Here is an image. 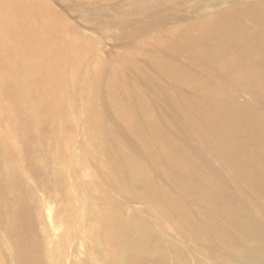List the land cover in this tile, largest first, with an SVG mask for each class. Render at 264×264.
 Returning <instances> with one entry per match:
<instances>
[{
	"label": "rangeland",
	"instance_id": "rangeland-1",
	"mask_svg": "<svg viewBox=\"0 0 264 264\" xmlns=\"http://www.w3.org/2000/svg\"><path fill=\"white\" fill-rule=\"evenodd\" d=\"M263 9L0 0V264H264Z\"/></svg>",
	"mask_w": 264,
	"mask_h": 264
},
{
	"label": "bare ground",
	"instance_id": "bare-ground-1",
	"mask_svg": "<svg viewBox=\"0 0 264 264\" xmlns=\"http://www.w3.org/2000/svg\"><path fill=\"white\" fill-rule=\"evenodd\" d=\"M85 1V0H84ZM186 1V0H185ZM109 2V1H108ZM261 6H259V8H260ZM264 10V9H263ZM261 16V15H260ZM32 17H34V16H32ZM262 17V16H261ZM260 18V17H259ZM202 26V25H201ZM234 27V26H233ZM262 32H263V30H262ZM262 91V90H261ZM260 93H262V92H260ZM264 94V93H263ZM262 95V94H261ZM16 137V136H15ZM26 138V137H25ZM18 139V138H17ZM23 145V144H22ZM25 145V144H24ZM15 147L17 146V145H14ZM21 146V145H20ZM9 148V147H8ZM17 148V147H16ZM14 149V148H13ZM17 151V150H16ZM21 153V152H20ZM23 153H24V155H21L20 154V158H26V157H28V154H26L27 153V150H23ZM23 156H25V157H23ZM258 157V156H257ZM66 159V158H65ZM20 162V161H19ZM67 162V161H66ZM22 163V162H21ZM11 167V166H10ZM14 167V166H13ZM71 168H72V166H70ZM74 167V166H73ZM12 168V167H11ZM20 169V168H19ZM23 169V171H27V169H25L24 167H22L21 168V170ZM19 172V171H18ZM69 172V171H68ZM68 174V173H67ZM21 175V174H20ZM72 177H74V176H72ZM32 179V178H31ZM71 179V178H70ZM74 179H76V178H74ZM20 180V179H19ZM69 180V179H68ZM16 181V180H15ZM32 181H34V180H32ZM76 181V180H75ZM18 183V182H17ZM33 184V183H32ZM25 185V184H24ZM77 185V184H76ZM22 186V185H21ZM25 187V186H24ZM35 187V186H34ZM78 187V186H77ZM29 188H31V187H29ZM29 188H27L28 190H29ZM33 189V188H32ZM25 190V189H24ZM26 191V190H25ZM31 191V190H30ZM34 192V191H33ZM39 192V191H38ZM17 193V192H16ZM36 195H37V193L36 192H34ZM33 193V194H34ZM142 193H144V192H142ZM141 193V194H142ZM7 194V193H6ZM9 194V193H8ZM18 194V193H17ZM50 194V193H49ZM144 195V194H143ZM15 196V195H14ZM141 196V195H140ZM5 197V196H4ZM27 197V196H26ZM58 197V196H57ZM3 198V197H2ZM11 198H13V197H11ZM15 198H17V197H15ZM14 198V199H15ZM32 198V197H31ZM35 199H36V197H34ZM41 199V198H40ZM52 199V198H51ZM67 199V198H66ZM4 200V199H3ZM9 200V199H8ZM49 201V200H48ZM11 202V201H10ZM16 202H17V200H16ZM50 202H51V200H50ZM2 203H4L3 201H2ZM14 204V203H13ZM13 204H10V205H13ZM38 204V203H37ZM56 204V203H55ZM7 205V204H6ZM16 205V204H15ZM18 205V204H17ZM22 205V204H21ZM26 205H27V202H26ZM53 205V204H52ZM51 206V205H50ZM49 208V207H48ZM52 209V208H51ZM44 211V210H43ZM52 211V210H51ZM54 211V210H53ZM45 212V211H44ZM55 213H56V211H54ZM43 213V212H42ZM28 214V216H29V218H30V215H31V213H27ZM49 214V213H48ZM53 215V214H52ZM38 216V215H37ZM36 216V217H37ZM43 216V215H42ZM46 216V215H45ZM24 217H25V215H24ZM60 217V216H59ZM21 218V217H20ZM47 218H49V217H47ZM62 218V217H61ZM23 219V218H22ZM50 219V218H49ZM51 219H52V217H51ZM50 219V220H51ZM60 219V218H59ZM21 220V219H20ZM22 221V220H21ZM46 221V220H45ZM60 221V220H59ZM17 222H19V221H17ZM23 222V221H22ZM52 222H55V221H53V219H52ZM56 222H57V220H56ZM15 223V222H14ZM21 223V222H20ZM36 223V222H35ZM46 223V222H45ZM51 223V222H50ZM61 223V222H60ZM77 223V222H76ZM24 224V223H23ZM22 224V225H23ZM37 224V223H36ZM52 224H54V223H52ZM52 224H50V225H52ZM57 224V223H56ZM91 224V223H90ZM16 225V224H15ZM60 225V224H59ZM70 225V224H69ZM94 225V224H93ZM96 225H98V224H96ZM24 226V225H23ZM38 226H39V224H38ZM48 226V225H47ZM74 226V225H73ZM85 226H87V225H85ZM44 227V226H43ZM46 227V226H45ZM83 227V226H82ZM92 227H94V226H92ZM32 228V227H31ZM50 228V227H49ZM68 228V227H67ZM13 229V228H12ZM21 229H23V227L21 228ZM47 229V228H46ZM60 229V228H59ZM19 230V229H18ZM45 231V230H44ZM69 231V230H68ZM246 231H247V229H246ZM22 232H24V231H22ZM52 232V231H51ZM98 232V231H97ZM18 233H19V231H18ZM71 233V232H70ZM85 233V232H84ZM13 234V233H12ZM17 234V233H16ZM14 235V234H13ZM28 235V234H27ZM55 235V234H54ZM118 236V235H117ZM17 238V237H16ZM102 238H103V235H102ZM105 239V238H104ZM103 240V239H102ZM106 241V240H105ZM28 243V242H27ZM26 243V244H27ZM55 243V242H54ZM26 244H24V245H26ZM51 244H53V243H51ZM105 244V243H104ZM23 244H22V242H21V236L20 237H18V247H17V249H18V252H17V256H20L21 255V258L19 259V263L18 264H35V260H32L31 259V262L29 263V260H28V255H31V254H33L34 255V257H37V252L36 251H31V250H27V249H25V247L23 248V246H22ZM21 247V250L19 249ZM87 247V246H86ZM108 247V246H107ZM90 250V249H89ZM12 251V250H11ZM13 251H16V250H13ZM16 253V252H15ZM13 254V253H12ZM15 255V254H14ZM112 255V254H111ZM46 256V255H45ZM97 256V255H96ZM53 257H54V255H53ZM101 257V256H100ZM175 257V256H174ZM48 258V257H47ZM46 258V259H47ZM49 259H50V257H49ZM49 261V260H48ZM51 261V260H50ZM49 263H51V262H49ZM96 263V262H95ZM147 264V263H146Z\"/></svg>",
	"mask_w": 264,
	"mask_h": 264
}]
</instances>
